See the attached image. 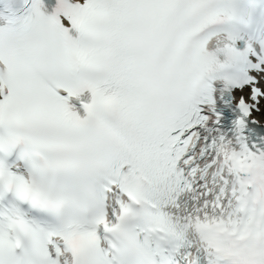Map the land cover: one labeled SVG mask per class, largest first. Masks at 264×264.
Here are the masks:
<instances>
[{
	"label": "snow or ice",
	"instance_id": "obj_1",
	"mask_svg": "<svg viewBox=\"0 0 264 264\" xmlns=\"http://www.w3.org/2000/svg\"><path fill=\"white\" fill-rule=\"evenodd\" d=\"M0 264H264V0H0Z\"/></svg>",
	"mask_w": 264,
	"mask_h": 264
}]
</instances>
